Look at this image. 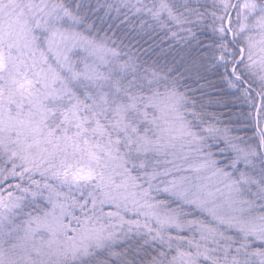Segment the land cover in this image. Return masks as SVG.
<instances>
[{"label":"snow or ice","instance_id":"1","mask_svg":"<svg viewBox=\"0 0 264 264\" xmlns=\"http://www.w3.org/2000/svg\"><path fill=\"white\" fill-rule=\"evenodd\" d=\"M0 264H264V0H0Z\"/></svg>","mask_w":264,"mask_h":264}]
</instances>
